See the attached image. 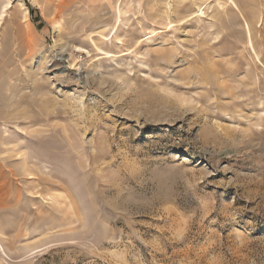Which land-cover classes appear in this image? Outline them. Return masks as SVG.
<instances>
[{
  "label": "rangeland",
  "instance_id": "rangeland-1",
  "mask_svg": "<svg viewBox=\"0 0 264 264\" xmlns=\"http://www.w3.org/2000/svg\"><path fill=\"white\" fill-rule=\"evenodd\" d=\"M5 9L0 264H264V0Z\"/></svg>",
  "mask_w": 264,
  "mask_h": 264
},
{
  "label": "bare ground",
  "instance_id": "bare-ground-1",
  "mask_svg": "<svg viewBox=\"0 0 264 264\" xmlns=\"http://www.w3.org/2000/svg\"><path fill=\"white\" fill-rule=\"evenodd\" d=\"M8 3H10V0L9 1H7L6 2V4H3L2 3V5H1V8H0V20H1V18L4 16V12H5V8H6V6L8 5Z\"/></svg>",
  "mask_w": 264,
  "mask_h": 264
}]
</instances>
